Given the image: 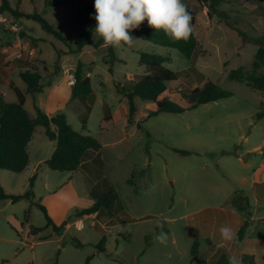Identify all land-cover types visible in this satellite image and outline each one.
<instances>
[{"label": "rangeland", "instance_id": "1", "mask_svg": "<svg viewBox=\"0 0 264 264\" xmlns=\"http://www.w3.org/2000/svg\"><path fill=\"white\" fill-rule=\"evenodd\" d=\"M55 1L8 0V3L18 11L43 15L65 37V42L44 31L38 22L27 19L18 22L11 13L1 11L4 19H0L3 23L0 34L9 41L14 38L26 41L27 30L38 38L31 45L40 41L41 51L32 57L38 60L36 66L46 67V71L38 70L45 75L42 83L54 76L53 86L58 89L55 98L49 90L42 95L29 93L25 108L33 116L36 108L44 113L61 110L74 130L95 137L103 146L99 155L103 165L92 171L91 179L98 186L97 197H103L112 187L121 201L107 197L98 218L81 216L84 228L78 230L74 226L79 218L75 212L88 208L93 201L86 193L84 172L73 175L54 172L46 166L39 169L35 179L37 192L41 196L57 192L46 203L60 213L69 207L67 223L68 220L74 223L69 227L66 224L57 235L35 204L41 203L39 197L0 203V264H87L88 258L89 264L214 262L220 252L214 258L208 253L201 254L197 262L192 248L195 242L201 253L208 248L216 208L232 209L229 200L234 196L233 188L238 186L235 177L247 170L234 155H244L254 164L263 158L258 152L247 154L246 150L264 141V93L231 81L228 75L238 68L247 73L252 71L258 49L254 40L264 38V0H224L218 7L219 15L212 17L208 16L207 7L185 0L197 13L194 34L198 45L192 60L175 49L146 42L132 30L131 35L138 40L131 47H113L115 60L108 65L105 57L109 48L103 46L101 38H93L95 25L77 21L80 11L94 0H61L62 6H48ZM82 37L91 44L79 50L77 43ZM144 51L166 56L169 59L166 67L178 73V80L168 83L169 92L179 90L181 84L191 91L210 80L233 96L181 114L163 112L150 117L155 103L136 97V113L129 123L128 99L119 91H130L137 75L146 73V68L139 64L140 53ZM27 53L30 55V51ZM78 61L84 64V76L91 79L93 96L71 102L69 97L65 101L62 94L67 89L65 73L73 68L74 75ZM263 72L264 68L257 70L258 74ZM19 85L24 88L20 80ZM1 88L8 94L7 102H16L14 91L7 86ZM170 97L174 102L182 101L174 93ZM104 103L110 106L114 124L102 131ZM51 145L45 128L37 125L29 148L30 172L16 174L0 169L1 186L16 195L29 190L33 166L37 158L48 154ZM173 149L192 154L180 155ZM133 174L132 185L128 180ZM71 176L73 185L60 189ZM222 217L219 214L220 222ZM26 222L41 232L31 233L33 237L28 235ZM161 224L163 228L158 231ZM164 229L167 242L161 244L155 237ZM103 238L106 251L100 252L98 245Z\"/></svg>", "mask_w": 264, "mask_h": 264}, {"label": "trees", "instance_id": "2", "mask_svg": "<svg viewBox=\"0 0 264 264\" xmlns=\"http://www.w3.org/2000/svg\"><path fill=\"white\" fill-rule=\"evenodd\" d=\"M202 7H207V14L209 17L213 15H219L218 7L224 0H194ZM0 10L2 12L11 13L15 19L25 18L27 20H33L38 22L41 28L49 34L54 35L61 41L65 42V37L46 20L43 15L38 13H27L25 11H18L13 9L8 0H0ZM183 3L186 5L185 0ZM64 3L61 0L55 2H49V7L62 6ZM187 6V5H186ZM188 11L192 16L193 32L187 41L173 42L171 41L163 31H156L150 28L145 20L138 29H135V33L142 40L152 43L154 45L163 46L170 49H175L184 55L187 59L192 60L196 56L197 52V38L194 34V27L197 23L196 11L190 9L187 6ZM95 14L94 3H88L84 9H82L77 17V21L85 25H96L95 19L92 17ZM103 41V40H102ZM254 43L258 46L254 61L252 64V71L247 73L243 69H233L229 72L228 78L231 81L245 84L248 87L258 90L264 93V72L258 74L257 70L264 68V38L256 39ZM91 44L85 37H82L77 46L81 50L85 45ZM109 48V55L105 57L106 64H110L115 60V53L113 47ZM168 58L164 55L144 51L140 53L139 64L146 68V73L137 75V82L133 88L126 92L124 89L119 92L124 93L129 103V115L128 122L131 123L133 116L136 113L135 98L139 97L142 100L155 103L156 109L148 114V117L158 115L159 113H172L181 114L189 110L196 109L198 106L216 102L222 99H227L233 96V93L220 88L217 84L208 80L202 87H196L193 90L181 84V88L177 91L169 92L168 83L178 80V73L168 69L166 63ZM191 68H194L192 66ZM84 64L78 61L74 72L75 82L72 88L71 100L81 99L87 100L93 96V88L91 85V79L84 76ZM46 71V68H44ZM110 72L112 69L110 68ZM21 79L27 86V93L36 94L42 92L44 87L42 83V75L38 70L34 72L26 71L20 74ZM17 101L14 103H8L2 95H0V169L7 170L14 173H21L27 169L30 163L28 145L32 140L35 127L41 125L45 128V134L50 141L55 142V150L52 156L45 161V165L54 172H76L81 164L90 155H100L103 146L93 136L89 134H82L72 128L67 122V118L64 113L58 112L55 115L49 116L42 112L39 108H36V116L33 117L26 110V96L19 89H15ZM178 95L182 101L186 104L177 103L171 100L170 94ZM84 121L83 129H86ZM114 124V117L112 116L110 106L107 103L103 105V118L100 123V129L107 130ZM173 151L180 155H190L191 151L173 149ZM128 180L129 184H133V177ZM35 182V176L29 181V190L21 195L9 194L0 184V202L10 200L12 203L28 198H34L33 186ZM98 187H95L94 191L97 192ZM138 189L135 188V191ZM99 193V190H98ZM101 198L97 197V202L90 208L76 211V216L90 215L98 212L101 206L108 202V198L117 200V193L114 188H109L107 192L103 194ZM44 213L47 221V226L51 227L55 234L61 232L63 227L67 224L64 223L61 226H56L52 218L49 216L47 209L39 204L35 203ZM232 204L235 205L240 211L249 213L248 199L244 195L243 191L235 192L232 198ZM250 224L247 218L244 221L240 231L239 238L245 234ZM157 230L160 227L157 226ZM30 232L34 235L41 232L39 228L30 226ZM167 232L166 229L163 230ZM198 243L195 242L192 248V256L197 254ZM100 252H105V238H103L98 245ZM90 258L87 259L89 264ZM227 259L221 257L216 264H227Z\"/></svg>", "mask_w": 264, "mask_h": 264}, {"label": "crops", "instance_id": "3", "mask_svg": "<svg viewBox=\"0 0 264 264\" xmlns=\"http://www.w3.org/2000/svg\"><path fill=\"white\" fill-rule=\"evenodd\" d=\"M0 6H1V2H0ZM0 19L1 20L4 19V16L2 13H0ZM23 19L25 18H20L17 20L18 22H23ZM1 22L2 21H0V33L3 31V28H2L3 23ZM25 32L27 33L26 41H21L18 38H14L12 41H9L7 37H4L2 34H0V95H2L4 99L6 100L8 94H6L5 92H2L3 90H1L2 89L1 87H4V86H7L10 90L14 92H15V89H19L26 96V103H25V107H26L27 100H28L27 95L29 93H27V86L21 79L20 74L26 71L34 72L35 70H43L46 67L36 66L38 65L37 64L38 60L34 61V58L32 57L35 52L41 51L40 44H39L40 41H37L36 44L32 46L31 43L35 39L37 40L38 38L32 37L30 32L27 30ZM28 51H30L29 53L30 55H28L27 53ZM38 58L42 60L40 57ZM48 72H51V71H48ZM41 75H42V78H44L45 75H43L42 73ZM65 75L66 76L64 80H65V83H66L65 85L67 89H65V91H63L62 94H63V98L65 99V101L68 100L70 97L69 102H71L73 84H70V77L71 75H73V68L71 72L66 71ZM53 79H54V76H51L50 79L47 80V83L44 84V87L42 88V92L37 93V95H42L45 90H49L53 98H55L56 96L54 94L55 89L57 90L58 87L55 88L56 86L55 87L53 86ZM19 80L23 84L24 88L20 87ZM55 104H57V100L55 101ZM56 108H57V105H56ZM58 112H61V110H53V111L48 110L45 114L52 116V115L57 114ZM31 116L33 115L31 114ZM34 133H35V130H34ZM33 137H34V134H33ZM33 137H32V140H33ZM31 142L28 145V152H29V158H30L29 166L27 167L25 171L21 173H16V174H27L28 172H30V168L32 166V157H31L30 150H29ZM50 142L53 145H51L49 152L46 156L42 158H37V161L34 164L33 169L30 173V176H29L30 179L33 176H35V179L38 177V174H37L38 170L45 167L46 166L44 164L45 161L48 160L52 156L55 150L56 144L54 141H50ZM256 152H258L260 156H263L262 161L256 164L251 163L250 159L246 158V156L244 155H240V154L234 155L238 164H240V166H242L243 168L247 170L245 174H243L244 172H241V174H238L235 177L238 183V186L233 188L232 195L233 193L235 194V192L240 191V190L244 192V195L248 199L250 215L247 216L246 212L240 211L235 205H233L232 199L229 200L231 203L232 209L227 210V209H224L223 207L216 208L215 210H216L217 217L215 220V227L213 228V231L210 237L207 239L208 248L206 250H203L202 253L197 248V254L194 257L195 261L197 260L198 262L200 260L201 254L205 255L208 253L210 258H214L216 254L220 252V255L216 257L214 262L209 263V264H216V262L221 257H224L225 259H227V262H228L227 264H229L230 256L236 257L241 264H264V141L262 142L261 145L256 146L254 148H249L246 150L247 154L248 153L255 154ZM102 165H103V162L101 159H99V155H90L81 164V166L76 172H68L73 175L75 174L78 175L84 172L83 180L86 186V191H87L86 193L88 196L92 197L93 199L91 206H93L98 200L97 199L98 192L94 191L97 184H94V182H91L92 171L94 172L97 168H100ZM72 179L73 177L71 176L69 180L60 189H64L65 187L70 186V185L72 186L73 185ZM33 189H34L33 199H35L36 197H39V200L41 201V203L46 205L47 208L45 206L44 207L48 209L47 212H49L48 214L52 218L55 225L61 226L64 223H67V219L69 217V212H68L69 207L66 209L64 213H60L56 209L53 211L46 203V200L49 199V197L56 195L57 192L47 193L45 196H41V194L37 192L36 180H35ZM138 191L139 190L135 191V187H134V192L138 193ZM6 192L9 193L8 191ZM116 193H117V200H120L117 191ZM9 194H12V193H9ZM74 194L76 193L74 192ZM6 201H10V200H6ZM35 203L41 204L40 202H35ZM91 206H89L88 208H90ZM78 211H81V210H78ZM100 213L101 212L98 211V212H95L93 214L86 215V216L98 218ZM219 214L223 216L221 222L219 219ZM80 217L78 218L77 222L82 221ZM247 218L249 219L250 224L245 234L242 236V238H239L238 236L239 231L242 225L244 224V221ZM68 221L69 222L67 223V227L71 226L74 223L72 220H68ZM224 225L231 227L235 233V236L231 241L221 240L219 229L221 226H224ZM30 226L31 225H29L28 222H26V228L28 229V235H32L30 232ZM60 233H58L57 235H60ZM189 264H208V263L198 262V263H189Z\"/></svg>", "mask_w": 264, "mask_h": 264}, {"label": "clouds", "instance_id": "4", "mask_svg": "<svg viewBox=\"0 0 264 264\" xmlns=\"http://www.w3.org/2000/svg\"><path fill=\"white\" fill-rule=\"evenodd\" d=\"M94 10L93 38H101L104 47H131L138 40L131 31L145 20L150 28L163 31L173 42L187 41L193 32L192 16L183 0H94ZM219 232L222 241H231L235 236L227 225L221 226ZM155 239L164 244L167 235L161 231ZM229 264L240 262L230 256Z\"/></svg>", "mask_w": 264, "mask_h": 264}, {"label": "built area", "instance_id": "5", "mask_svg": "<svg viewBox=\"0 0 264 264\" xmlns=\"http://www.w3.org/2000/svg\"><path fill=\"white\" fill-rule=\"evenodd\" d=\"M75 82V78H74V75H72L70 77V84H74ZM72 224V223H71ZM74 226L78 229V230H83L84 228V223L82 221H78V222H75L74 223Z\"/></svg>", "mask_w": 264, "mask_h": 264}]
</instances>
